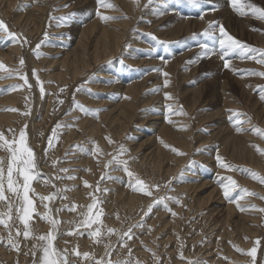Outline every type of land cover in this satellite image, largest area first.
Masks as SVG:
<instances>
[{
	"label": "rangeland",
	"instance_id": "rangeland-1",
	"mask_svg": "<svg viewBox=\"0 0 264 264\" xmlns=\"http://www.w3.org/2000/svg\"><path fill=\"white\" fill-rule=\"evenodd\" d=\"M111 3L115 7H99L97 0H0V19L19 36L13 40L0 33V62L5 65L0 69V114H13L11 123L8 118L0 120V132L9 140L13 134L18 139L27 125L28 145L40 172L31 184L34 192L29 193L36 211L29 221L28 238L22 235L25 228L18 218L20 201L6 191L14 206L9 227L0 225V264H33V251L39 264L42 249L34 245L44 244L38 237L49 232L56 236L53 246L57 250L67 249L69 264H95V260L104 264H251L245 253L254 246L255 264H264V211H260L264 209L260 198L264 183L246 171L264 176V153L253 146L264 148V138L252 131L254 127L264 129V100L257 88L264 85V77L245 71L264 72L255 51L264 49V20L254 17L247 7L264 8V0H243L247 15L234 10L230 0ZM104 15L118 18L104 20ZM209 22H213L211 27ZM94 23L97 27L87 41L89 52H94L104 24L112 31L127 23L122 51L74 80L73 68L65 66L64 60L80 50L83 28ZM217 24L252 51L244 54L237 47L225 56L219 46L224 37ZM14 41L21 46L11 52ZM205 44L212 49L208 56L203 55ZM25 75L30 88L21 78ZM37 76L43 82V95ZM132 82H141L140 94L131 106L129 120L123 121L117 116L123 102L131 104L125 85ZM13 93H19L17 102L7 101ZM165 93L172 98L166 99ZM76 102L100 111L84 112ZM237 120L242 121L243 131H236ZM121 146L126 149L123 154ZM158 154L165 161L161 166L156 165ZM218 155L232 167H221ZM113 157L126 161L127 171L124 164L109 165ZM0 158L6 168L9 153L0 149ZM137 177L160 187L148 196L138 189ZM226 177L238 185L231 199L222 187L229 183L221 181ZM17 179L22 183V177ZM242 189L260 195H248ZM52 193L55 198L41 202L40 196ZM130 195L136 196L133 204ZM161 197L168 199L145 215L148 206ZM229 203L234 206L232 216L226 210ZM89 205H94L91 213ZM49 209V215L59 221L55 231L37 214ZM7 212V203L0 201V213ZM89 214L99 216L91 227L83 223ZM9 228L19 251L7 242ZM109 228L115 231L109 233ZM130 228L129 235H123ZM97 229L100 236H92ZM77 248L95 260L75 256L73 249Z\"/></svg>",
	"mask_w": 264,
	"mask_h": 264
},
{
	"label": "snow or ice",
	"instance_id": "snow-or-ice-1",
	"mask_svg": "<svg viewBox=\"0 0 264 264\" xmlns=\"http://www.w3.org/2000/svg\"><path fill=\"white\" fill-rule=\"evenodd\" d=\"M191 3L195 4L198 2V0H190ZM98 6L99 7H106V8H113L115 5L111 3V0H97ZM231 6L236 10L240 15H247L248 13L245 11V6L243 3V0H230ZM64 7H68V5H64ZM248 8L251 9V14L261 20H264V8L262 7H257L253 4H248ZM212 10H215L214 8ZM73 14H69V17ZM97 15H100L99 12H97ZM69 17H60L59 19L61 20H66ZM104 20H109V19H117L118 17H113V16H107L104 15L101 17ZM203 18V17H201ZM213 25V22H209V26L211 27ZM216 26L219 27V32L222 35V39L219 40V46L222 50H224V55L227 56L229 54V50H233L237 47L242 49V52L244 54H247L249 51H252L249 46L247 45H242L240 41L236 40L233 36H231L224 26L222 24H217ZM0 33L6 34L8 37H11L13 40H18L19 36L12 32L5 21L3 19H0ZM207 34V33H205ZM40 45H37V49H39ZM203 55L208 56L209 53L212 51L208 47V45H203ZM256 52L259 53V59H257V62L260 64H264V49H256ZM41 53H37L39 56ZM249 58H255V57H249ZM20 65L23 67L24 61L21 58L20 60ZM229 64L226 61L225 62V67H228ZM5 65L0 62V69H3ZM245 71H250L254 75H258L261 77H264V72H257L255 70H245ZM35 72V70H34ZM11 75V74H10ZM165 76H167V73H164ZM24 80V85H27L29 88L31 87L30 84H28L27 76H22L21 77ZM37 81L40 84L39 91L43 95L45 93V89L43 87V82L39 81V77L37 76ZM168 84V81L165 80V86ZM24 85H13L10 87L16 88V87H24ZM257 88L260 90V98L264 100V85H258ZM61 91H64L62 88ZM166 99H171V94L170 93H165ZM60 103H63V101H60ZM78 107L81 108L84 112H93L98 113L100 110H92L88 109L83 105H79L78 102H76ZM169 113H172V105H167ZM15 111V109H12ZM231 111V110H230ZM27 115L28 113H24ZM171 123V121H169ZM242 121L237 120L235 123V128L237 132L243 131V129L240 127V124ZM57 127H60L59 124H57ZM26 128L27 125L24 126L23 129L20 130L19 132V138L16 139L15 134H13L12 140H9L5 135L0 132V149L5 150L7 153H9V158H8V163L7 167L5 168L3 158H0V201H4L7 203L8 207V212L7 213H0V225H4L5 227H9V221L12 219V208H13V203L9 201L8 196L6 195L7 192H11L13 195H15L16 199L20 201V205L17 207V212L19 213V220L23 223L25 230L23 231L22 235L25 238L30 237L31 235V229L29 227V221L33 216V213H35V202L32 199V197L29 195L30 192H34V189L31 187V184L33 180L37 179L39 177L40 172L37 169L36 165V159H35V153L33 149L28 145L27 141V135H26ZM13 131V130H9ZM256 134L260 135L262 138H264V129H260L259 127H254L252 129ZM109 142H112L109 138ZM49 146L51 147V139L49 140ZM254 147L257 148V151L264 153V148H260L257 145H253ZM168 147V145H166ZM98 148V145H97ZM173 151H176L177 154L179 155H185V153L180 152L177 149H172ZM126 151V149L121 146L120 148V154H123ZM217 161L220 164L221 167H224L226 169H230L232 166L222 160V158L218 155L217 156ZM112 163H120L125 165V171H127V162L126 161H121L118 160L117 157H113L112 160L108 162L109 165ZM61 171L67 172V169H61ZM249 175L252 176L253 179L259 180L261 183H264V176L260 175L258 172H255L254 170H246ZM15 174V176H14ZM129 177L133 175L132 172L128 171ZM17 177H22V183L17 179ZM57 179H61L62 177H56ZM75 177H68V179H74ZM111 178V177H109ZM229 181V183H222L224 195L226 198L231 199V192L234 190L235 187H238L236 181L232 179L231 177H226V178H221V181L223 180ZM136 184L137 187L140 191L144 192L148 196L153 195L152 189H158L160 185H147L143 180H141L139 177L136 178ZM85 185L87 186V181H85ZM243 193L248 194V195H257L259 196L260 194L255 193V192H249L248 189H242L241 190ZM56 193H52L49 196H40L41 202L45 200H52L55 198ZM242 198V197H241ZM261 199H264V196H260ZM168 199L167 197H161L159 200H154L152 204L148 206V212L145 213L147 215L148 213L151 212L152 208L155 206L157 203H164L165 200ZM176 199V198H172ZM176 202L179 203L180 201L176 199ZM166 206V205H165ZM47 208V205H45ZM94 207V205H89V213H91V209ZM253 207H255L253 205ZM61 209H57V211H60ZM70 210H74L70 209ZM170 211V209H169ZM260 211H264V209H260ZM51 212V209H49V212L47 213H37L38 215H42L43 218L46 221H49L52 226H53V231L56 229V225L59 223L58 220L52 218L49 213ZM175 215V213H173ZM99 220V216H96L93 218L90 214L88 217L85 219L83 222L86 224L88 227H91L92 224L97 223ZM142 225H135V227H140ZM115 231L114 229L109 228L108 232L111 233ZM131 232V228L128 230V233H124L123 235H129ZM69 235H72L74 233L69 232ZM16 235L19 236L21 235L20 230L17 229ZM92 236H100V230L97 229L96 231L91 233ZM131 238V236H129ZM56 239V236L52 233L49 232L46 235H41L38 237L39 241H44V244L41 245H34V248H39L42 249V257L40 258L39 264H69L68 261V251L67 249L60 251L57 250L53 246V241ZM3 241V237H0V242ZM8 244L19 251V244L16 243L13 238H12V233L9 228V236H8ZM257 244H259V240L256 241ZM234 247H237L234 245ZM237 251L244 252L243 249H240L237 247ZM73 252L75 256L77 257H83L85 260H88L89 258L95 260V257H92L89 252H83L81 253L78 248L73 249ZM246 255L251 257V264H255L256 262V257H257V248L254 246L251 249H249L246 253ZM32 255L34 257L33 264H37L35 260V255L36 252L33 251ZM153 255H155L153 253ZM180 258L184 259L183 254H180ZM227 259V257H225ZM18 264V262H17ZM95 264H104L103 260H95ZM108 264H111V261H108ZM137 264H140L139 261H137ZM191 264V262H190Z\"/></svg>",
	"mask_w": 264,
	"mask_h": 264
},
{
	"label": "bare ground",
	"instance_id": "bare-ground-1",
	"mask_svg": "<svg viewBox=\"0 0 264 264\" xmlns=\"http://www.w3.org/2000/svg\"><path fill=\"white\" fill-rule=\"evenodd\" d=\"M14 6V5H13ZM133 9V8H132ZM165 11V10H163ZM44 16V15H43ZM97 27V23H94L92 26H86L83 28V31H82V35L80 37V40H79V43L78 45H80V50H74V54L71 55L73 56V58H69L70 56L68 55L66 57V59L64 60V63H65V66H67L68 64H70L73 68V77H74V80L75 78H78L80 75H82L84 72L88 71L89 69L91 68H94L96 65L102 63L105 59H108V58H113L115 55H117L120 51H122V47L121 45L125 36H126V27H127V23H123L121 24V26H119V28L117 29H114L112 31H110L109 29V26L108 25H105L102 27V32L100 34V37L98 38V40L96 41L95 43V49H94V52L91 54L88 50V44H87V41L89 39V37L91 36L92 33H94L95 29ZM94 40V39H93ZM11 43V42H10ZM21 44V43H20ZM21 46V45H20ZM20 46L18 43H16L15 41L12 42V45H11V52L13 51H18L20 49ZM93 46V45H92ZM200 48V47H199ZM72 59L73 62H70ZM100 68V67H99ZM64 72L67 73L68 71L66 70V68H64ZM120 72V71H119ZM91 73V72H90ZM118 73V72H117ZM105 74V73H104ZM41 75V74H40ZM107 75V74H106ZM107 77H109V75H107ZM40 78V77H39ZM113 78V77H112ZM59 80V79H58ZM14 81V80H13ZM140 83L141 82H132L131 84H128V85H125L126 86V92L129 94V96L127 97V100L131 101V104L130 105H127L126 103L124 104L123 102V105L121 106L120 108V114H118L117 116V119H122L123 121H127L129 120V117H130V113H131V106L132 105H135L137 102V98L140 94V91L138 90L139 86H140ZM19 90V89H18ZM19 96V93H17L15 95V93H13L12 95H10L9 97V100L7 101H14V102H17L18 100V97ZM131 96V97H130ZM5 100V99H4ZM126 100V99H125ZM136 102V103H135ZM14 104V103H12ZM126 105V106H125ZM11 106V105H10ZM136 107V106H134ZM138 108V107H137ZM7 114H10L11 116H4L2 114H0V120L4 119V118H8L7 120H9L10 117H12L13 114L11 113H7ZM135 114V111L132 113L131 115V118H133ZM143 115V114H142ZM116 119V120H117ZM5 121V120H4ZM11 123V120H9ZM118 121V120H117ZM132 121V119H131ZM48 125V124H47ZM128 126V125H127ZM156 125L154 124V127ZM119 129V128H118ZM155 129V128H154ZM15 132V131H14ZM161 134V133H160ZM44 136V135H43ZM174 134H172V137L173 138ZM149 137V136H148ZM147 138V137H146ZM145 138V139H146ZM152 138V136H151ZM180 138V137H178ZM148 140V139H146ZM152 140V139H151ZM161 136L159 138V145L161 146L162 143H161ZM166 141V140H165ZM140 142V141H139ZM147 143V142H146ZM150 143V142H149ZM148 143V144H149ZM157 143V142H156ZM41 144V143H40ZM152 144H154L152 142ZM145 145V144H144ZM158 145V146H159ZM151 147V145H150ZM159 155V154H158ZM202 156V155H201ZM153 158V157H152ZM159 159H157L156 161V165H162L164 161V158L161 157L160 155L158 156ZM188 158V157H187ZM204 159V158H203ZM211 159V158H210ZM212 160V159H211ZM211 162V161H210ZM184 163V162H183ZM209 163V162H208ZM79 164V163H78ZM182 164V162H181ZM180 164V165H181ZM179 165V164H178ZM178 165L175 169H178ZM103 167V166H102ZM157 167V166H155ZM214 167V166H213ZM164 168V167H163ZM103 169V168H102ZM65 175V174H64ZM92 177V176H91ZM46 178V177H45ZM206 183V182H204ZM38 190V189H37ZM131 198V201L129 202L130 204H133L134 203V200L136 198V196H133V195H130L129 196ZM240 198H238L236 201H238V204H242V200L239 201ZM245 200V199H244ZM243 200V201H244ZM85 201V200H84ZM240 202V203H239ZM86 203V202H85ZM221 203V202H220ZM56 204V203H55ZM228 205L226 207V210H228V214L230 216H232V209L234 208L233 204L230 205L229 204H226ZM221 209V208H220ZM223 209V208H222ZM225 210V211H226ZM54 211V209L52 210ZM224 211V209L222 210ZM224 211V212H225ZM227 213V212H226ZM223 214V213H222ZM225 216V215H224ZM242 218V216L240 217ZM248 218V217H246ZM241 220H245V216L244 218H242ZM228 222V221H227ZM245 222V221H244ZM244 222H242L244 224ZM251 223V222H250ZM241 224V223H240ZM245 225H246V222H245ZM248 226V224H247ZM246 226V227H247ZM242 227V226H241ZM249 227V226H248ZM244 228V227H243ZM59 233V232H58ZM58 236V235H57ZM54 243V242H53ZM60 244V243H59ZM63 245V243H62ZM147 254V253H146ZM143 258V257H142Z\"/></svg>",
	"mask_w": 264,
	"mask_h": 264
}]
</instances>
